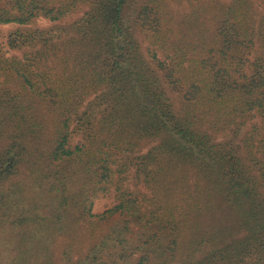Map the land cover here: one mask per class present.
I'll return each mask as SVG.
<instances>
[{
  "label": "trees",
  "instance_id": "obj_1",
  "mask_svg": "<svg viewBox=\"0 0 264 264\" xmlns=\"http://www.w3.org/2000/svg\"><path fill=\"white\" fill-rule=\"evenodd\" d=\"M177 2L0 0L7 264H264V0Z\"/></svg>",
  "mask_w": 264,
  "mask_h": 264
},
{
  "label": "rangeland",
  "instance_id": "obj_2",
  "mask_svg": "<svg viewBox=\"0 0 264 264\" xmlns=\"http://www.w3.org/2000/svg\"><path fill=\"white\" fill-rule=\"evenodd\" d=\"M178 0H174L173 5L176 7L177 11L180 12V14H186L189 12V6L188 4H185V7H182L178 4ZM185 1L188 0H182V2L186 3ZM195 4L200 2H205L208 0H195ZM80 14H77L71 18L68 19L69 23H72L76 21L78 18H80ZM62 23L60 25L63 26ZM56 25L48 20L40 19L38 20L34 25L30 26V29H42V30H49ZM19 27L16 25H0V45L3 46L5 49V44H7V40L9 38V35L16 30H18ZM133 182V181H132ZM115 200L113 196L104 197L101 199H98L95 202L94 211L95 212H102L108 207H111L114 205ZM11 234L4 232L0 229V264H7L6 258V250L10 249L12 247V243L10 241ZM13 242V240H12ZM9 243V245H8ZM92 241L88 238L87 234L85 233V230L79 226L78 228H75V230H72L70 233L66 235H58L57 239L52 243L51 247V254L53 256V261L55 264H64L65 261L67 262L68 258H70L72 261H76L80 258H82L88 250V245L91 244ZM8 245V246H7ZM7 246V247H6ZM69 254V255H67Z\"/></svg>",
  "mask_w": 264,
  "mask_h": 264
}]
</instances>
